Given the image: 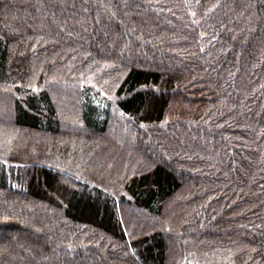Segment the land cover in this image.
<instances>
[{
  "label": "trees",
  "instance_id": "16d2710c",
  "mask_svg": "<svg viewBox=\"0 0 264 264\" xmlns=\"http://www.w3.org/2000/svg\"><path fill=\"white\" fill-rule=\"evenodd\" d=\"M0 264H264V0H0Z\"/></svg>",
  "mask_w": 264,
  "mask_h": 264
}]
</instances>
